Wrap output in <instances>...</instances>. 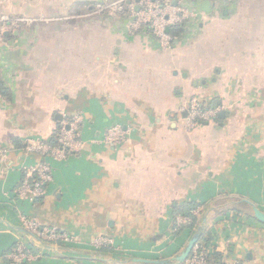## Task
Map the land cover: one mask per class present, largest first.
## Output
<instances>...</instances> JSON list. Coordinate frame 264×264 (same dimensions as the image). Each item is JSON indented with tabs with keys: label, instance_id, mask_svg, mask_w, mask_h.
Listing matches in <instances>:
<instances>
[{
	"label": "crops",
	"instance_id": "1",
	"mask_svg": "<svg viewBox=\"0 0 264 264\" xmlns=\"http://www.w3.org/2000/svg\"><path fill=\"white\" fill-rule=\"evenodd\" d=\"M117 1L0 0V17L33 21L0 40V264L17 245L40 255L27 264L166 260L191 236L173 237L174 211L192 204L207 257L264 264L253 212L264 214V0H197L199 18L173 33L171 48L129 33L119 16L88 15ZM192 98L219 112L189 130ZM75 114L84 140L118 124L126 141L87 144L63 161L25 150L51 143ZM39 164L52 177L30 203L17 196L22 168ZM23 217L78 241L44 247L18 231ZM96 236L112 251H93Z\"/></svg>",
	"mask_w": 264,
	"mask_h": 264
},
{
	"label": "built area",
	"instance_id": "2",
	"mask_svg": "<svg viewBox=\"0 0 264 264\" xmlns=\"http://www.w3.org/2000/svg\"><path fill=\"white\" fill-rule=\"evenodd\" d=\"M129 4L126 6V2ZM218 1V0H212ZM136 8L138 10L136 11ZM106 10L113 11L119 18L127 22V30L131 34L142 37H150L156 45L163 48H171L177 39L170 31L175 28H184L195 22L200 16L197 0H119L107 7L98 6L94 13ZM91 14V13H89ZM33 21L24 18L0 17V40L5 33L11 34L21 26L29 25ZM168 30V32H167ZM2 63L0 61V70ZM186 116L184 123L187 129H194L200 123L208 122L216 117L219 108L205 105L200 99L192 98L185 107ZM82 116L75 114L65 117L57 125L52 143L35 140L26 145L28 153L41 156L50 155L57 161H63L70 154L80 153L87 144H98L102 146L119 148L127 139V131L120 125L115 124L102 132L99 140H84L81 137ZM3 153L0 147V154ZM25 177L17 190V196L35 203L45 194L46 183L50 182L52 174L47 165L39 164L23 167ZM201 207L196 206L190 210L189 215H176L173 217L172 232L181 228L194 227L201 214ZM22 226L32 233L39 240L48 244L71 245L76 243L78 238L75 235H66L62 231L42 226L40 223L23 217ZM195 230V228H194ZM193 230V232H194ZM193 233H191L192 235ZM191 237V236H190ZM111 244L106 237H97L90 241L93 251ZM8 260L20 264L35 261L38 257L28 253L23 247L12 248ZM183 264H225L222 260H208L204 244L196 242L188 258Z\"/></svg>",
	"mask_w": 264,
	"mask_h": 264
},
{
	"label": "water",
	"instance_id": "3",
	"mask_svg": "<svg viewBox=\"0 0 264 264\" xmlns=\"http://www.w3.org/2000/svg\"><path fill=\"white\" fill-rule=\"evenodd\" d=\"M126 3L129 4V1H127ZM137 10H138V8H136V11ZM167 32H168V30H167ZM15 33L17 34V32H15ZM4 36H8V33H5ZM253 212H254L255 218L259 222L264 224V214L256 208L253 209ZM204 226H205V219L203 218L202 220H199L197 222L193 234L191 235V237L189 238V240L187 241V243L185 244L183 249L174 257H171V258L166 259V260L133 259L132 261L135 263H138V264H183L184 261L190 255L193 246L196 244V242H198L199 238L201 237ZM18 231H20L26 237H30V238L36 240L40 245H42L44 247H49L48 246L49 244H47V243L39 240L38 238H36L32 233H30L24 227L18 228Z\"/></svg>",
	"mask_w": 264,
	"mask_h": 264
},
{
	"label": "trees",
	"instance_id": "4",
	"mask_svg": "<svg viewBox=\"0 0 264 264\" xmlns=\"http://www.w3.org/2000/svg\"><path fill=\"white\" fill-rule=\"evenodd\" d=\"M181 29H179V28H175V29H172L171 31H170V33L172 34V35H174L173 33H175V35H178V34H180V31ZM201 124V123H200ZM54 140V136H53V139H52V141ZM52 143V142H51ZM197 205H194V204H192V205H190V206H188V207H181V208H179V209H175V211H174V216H176V215H183V214H186L187 213V211H188V214L187 215H189V212H190V210H192L193 208H195ZM187 215H183V216H187ZM192 226L191 227H189V228H187V229H190V230H192ZM185 228H181V229H179V230H177V231H175V232H173L172 233V235H173V237L174 236H178L183 230H184ZM209 241V237H208V233H203L202 235H201V237L199 238V240H198V243H202V244H204L205 246L207 245V242ZM112 251V247L111 246H106V247H104V248H102L101 249V253H104V252H111ZM218 256V254H216L215 253V255H214V257L213 256H211V255H209V259H213V260H217V259H219V257H217ZM9 264H16V263H12V261H10V260H6ZM20 264H27L26 262H23V263H20Z\"/></svg>",
	"mask_w": 264,
	"mask_h": 264
},
{
	"label": "rangeland",
	"instance_id": "5",
	"mask_svg": "<svg viewBox=\"0 0 264 264\" xmlns=\"http://www.w3.org/2000/svg\"><path fill=\"white\" fill-rule=\"evenodd\" d=\"M95 11H96L95 9L90 10L89 12H90L91 14H88V15H91V16H100L101 14L106 13V14H109V15L117 16V14H114L113 11H110V10H106V11H104V12L94 13ZM91 19H93V18H91ZM200 216H201V214H200ZM199 218H200V217H199ZM199 220H200V219H198L197 222H198ZM172 222H173V221H172ZM50 228H54V229H56L55 227H50ZM194 228H195V225H194V227L192 228V230L189 229V230H190V234L193 233ZM57 230H58V229H57ZM58 231H60V230H58ZM173 232H175V231L173 230ZM173 232L171 231V233H173ZM62 233H65L66 235H68V233H66V232H63V231H62ZM187 236H188V234H185V235L183 236L184 240L186 239V241H188V238H189V237H187ZM75 237L78 238V236H76V235H75ZM97 237H104V236H96V237H94V238L91 239V242H92L93 239H96ZM106 238H107V237H106ZM109 240H110V239H109ZM110 241H111V244L108 245V246H112V245H113V244H112V243H113L112 240H110ZM47 244H48V243H47ZM49 245H55V246L58 245V246H60V247H61V246H62V247H68V245L63 246L62 244H61V245H59V244H49ZM18 246H21V245H18ZM15 247H16V246H13L12 248H15ZM21 247H22V246H21ZM12 248H11V249H12ZM23 248H24V247H23ZM11 249H10V251H11ZM24 249H25V248H24ZM10 251L5 255V258H6V259H8V258H7V255H9ZM100 251H101V249H100L99 251H96V253H99ZM36 256H37L38 258L40 257V255H36ZM37 260H38V259H37Z\"/></svg>",
	"mask_w": 264,
	"mask_h": 264
}]
</instances>
